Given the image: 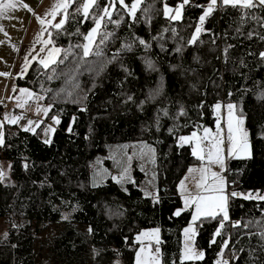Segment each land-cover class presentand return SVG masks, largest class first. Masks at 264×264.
Listing matches in <instances>:
<instances>
[{"label": "trees", "instance_id": "16d2710c", "mask_svg": "<svg viewBox=\"0 0 264 264\" xmlns=\"http://www.w3.org/2000/svg\"><path fill=\"white\" fill-rule=\"evenodd\" d=\"M83 1L68 9L67 22L51 36L60 59L48 68L33 64L18 80L48 112L38 131L8 125L4 132L0 153L11 171L0 183L7 230L0 264H134L135 237L152 228L161 232V264H215L221 252L229 264H264V200L243 198L264 190V8L215 7L200 26L210 0H189L179 20L164 10L174 12L181 0H143L135 20L116 4L110 11L119 26L105 21L100 31L113 35L102 44L97 36L84 57L76 47L86 43L80 34L95 26L90 17L109 0H97L89 18L76 11ZM198 26L203 30L190 43ZM217 104L234 105L243 119L250 156L226 161L229 220L220 235V216L195 221L205 258L186 262L183 234L193 213L183 211L178 186L203 161L193 155L194 143L178 139L195 133L202 142L204 130L219 128ZM20 112L25 125L28 115ZM55 120L53 140L45 143L44 124ZM136 142L155 149L156 190L140 188L145 174L136 166L124 187L114 179L94 187L97 158L109 167L113 145Z\"/></svg>", "mask_w": 264, "mask_h": 264}, {"label": "crops", "instance_id": "0c3cea01", "mask_svg": "<svg viewBox=\"0 0 264 264\" xmlns=\"http://www.w3.org/2000/svg\"><path fill=\"white\" fill-rule=\"evenodd\" d=\"M77 1L75 0L71 6H75ZM12 2L16 7L9 9L4 15L0 16V73H7V75H0V136H2L3 141L5 140L4 132H6L8 125H23L21 122H18L19 119L15 123L9 122L14 117L13 112L15 110H20L28 115L25 120L27 123L24 126L28 127L27 129L30 132L38 131L41 127V123L47 115L48 108L41 106V103L39 104L35 99V94L32 90L21 87L18 80L27 76L33 64L44 67L39 61L41 59H48V52L53 48L60 49L59 53H55L56 62L62 54V49L52 40L51 36L56 28L51 25L60 22L63 18V11L61 10L55 18L48 15L54 5L61 3L62 0H12ZM0 3H8V0H0ZM68 9L67 13H69ZM40 19H44L45 24L42 25ZM49 39L52 43L45 45L43 41ZM52 64L54 63H50L49 67ZM29 93L32 95H29ZM221 107L222 125L220 127L224 143L218 154L223 159L225 165L226 161L230 159V152L235 154V156L239 153L247 156L249 150L247 147H242L238 140V133L236 131L240 129V126L238 125V118L233 112L234 108L231 110L232 139H229V109L227 106ZM50 124H54V128H56L58 123L55 120ZM2 146H4V143L0 145V149ZM203 152L204 148L202 150ZM204 153L208 154V157L202 160L203 164L207 163L205 169H196L189 179L184 177L185 179L183 178L178 186V195L181 196L183 201V211L195 205L193 199L198 197V195H195L196 193L199 192L204 197L206 194L213 195L211 188L219 187L221 180H223L224 193L227 191L224 165L221 167L220 164L210 162L209 151L206 150ZM216 154L213 153L212 160H215ZM3 159L5 157L3 152H1L0 172L4 174L3 178H5V175L11 171V164ZM203 164L195 166L199 167ZM213 173H216V176H213ZM197 176L198 179L196 181ZM3 178L0 179V183ZM182 184L183 187H181ZM155 190L156 187L154 186L151 192ZM185 200L188 201L187 206L185 205Z\"/></svg>", "mask_w": 264, "mask_h": 264}, {"label": "snow or ice", "instance_id": "6c2138e0", "mask_svg": "<svg viewBox=\"0 0 264 264\" xmlns=\"http://www.w3.org/2000/svg\"><path fill=\"white\" fill-rule=\"evenodd\" d=\"M75 0H62L61 3H57L54 5L53 9L48 13V15L52 16L55 18L57 14L62 10L63 11V18L60 20L59 23L52 24L51 26L56 28V29H61L64 25V23L67 20L68 13L67 9L71 6L72 3H74ZM142 3V0H133V2L129 5L125 3V0H109L108 6L100 8L99 13L96 15H92L90 18L94 21L95 26L87 33V34H80L83 36L84 41L86 43L83 44H77L76 47H79L82 49V55L84 57H87L91 54L93 45L96 42L97 36H100V43H104L108 38H110L113 33L111 32H101L102 26L105 25V21L108 23H115L117 26L120 24V20L113 21L112 20V11L110 9H115V5L119 4L123 9L127 10V13L129 16L132 17L133 20L136 18V12L137 9L139 8L140 4ZM189 3V0H181V3L179 6L175 9V13H173V9L165 6V15L169 16L170 19L172 20H179L181 18V10L183 7ZM97 5V0H85L77 9V12H81L82 15L85 18H89V13L90 9H92L94 6ZM217 5V0H210L209 4L207 5L205 11L203 14L199 17V24L202 26L205 22L206 17L210 16L212 12L215 10V7ZM220 5L221 7H227L231 6L233 8H240V9H252L257 6L264 7V0H220ZM16 5L12 2V0H8V3H0V16L4 15L5 12H7L9 9L15 8ZM40 23L43 25L45 24L44 19H40ZM51 23V22H49ZM202 27L198 26L195 28V32L193 36L190 39V43H195L197 38L199 37L200 33L202 32ZM261 39H264V37H261ZM45 45L51 44L52 41L45 40L43 41ZM140 44H145L144 40L139 41ZM145 46H147L145 44ZM126 48L129 50L131 49V45H126ZM231 47V46H229ZM179 51V49H177ZM225 53H227V48L224 50ZM60 49L58 48H53L48 52V59H41L39 62L45 67L48 68L50 63H55V53H59ZM100 53L97 52V55ZM261 57H264V52L260 53ZM151 66V65H150ZM27 67V65H26ZM0 75H7V73H0ZM22 91H27V90H22ZM29 95H32L29 93ZM221 107L220 104L216 105L217 110ZM229 109V139H232V114L231 110L234 108V105L229 104L228 106ZM19 117H13L9 120L11 123L17 122ZM59 123V121H57ZM238 124L242 125L243 124V119L238 118ZM28 130V129H25ZM239 130V129H237ZM54 131V129H53ZM208 130H205V136H207ZM195 133L192 134V137H195ZM245 136V142H246V136L247 134L244 133ZM191 139V137H180V140L183 142H188ZM50 141H45V143H49ZM4 141L2 136H0V145H3ZM216 148V157L215 160H212V149H209V160L210 162H214L217 164H220L221 167L224 165L223 159L220 158L219 156V147L218 145H214ZM202 150H199V141L197 142V148L193 149V155L197 156L198 159H204L202 155L199 154V152ZM27 167V165H25ZM3 173L0 172V179L3 178ZM213 176H216V173L212 174ZM183 187V184L181 185ZM213 192V195L207 196V197H197L193 199V202L196 204V214L192 217L193 223L200 218L201 216L204 217H212L215 218L217 215H221V223L219 225V228L217 229V232L215 235H220V229L223 228V221L229 220V214H228V195L224 193V185H223V180L220 181V186L214 189H211ZM231 196L235 197L238 195H241L236 192L230 193ZM250 198L249 196H245V199ZM185 205H188V201L185 200ZM175 215H180V211L178 210ZM194 229L189 227L184 230L185 236H188L189 232L194 233ZM143 235H149L148 233H144ZM151 235L156 237V243L160 244L161 241L159 240V229H156ZM139 240V237H137ZM212 243H215V240L211 241ZM226 246V245H225ZM143 251V249H141ZM157 256L154 258L155 264H160L159 261V254L160 250L159 248L156 249ZM183 258L185 260L189 259H202L203 258V253H196L192 249H190L187 245H185V250H184V256ZM137 264H142L141 259H140V254H137Z\"/></svg>", "mask_w": 264, "mask_h": 264}, {"label": "rangeland", "instance_id": "374dc122", "mask_svg": "<svg viewBox=\"0 0 264 264\" xmlns=\"http://www.w3.org/2000/svg\"><path fill=\"white\" fill-rule=\"evenodd\" d=\"M201 8H204V7H201ZM220 9H223V7ZM174 13H175V11L172 14H174ZM182 16H183V9L181 10V18L180 19H182ZM216 124H215V127H216ZM238 125L240 126V129L236 131L238 133V140L240 141L242 147H247L248 150L250 151V144H249V141L247 139L248 135L246 136V142H245V136H244V133L247 134V132L245 131L244 126H242L240 124H238ZM22 128L27 129L28 127L24 126V124H23ZM53 129L54 130L56 129V128H54V124H50L49 122L44 124V128L42 131V134L44 135V141L47 140V141L52 142L53 137H54ZM207 130H208L207 136H205V130L203 131L202 135L200 136L202 142H200L199 140L196 139L197 135H195V137H192V135L189 136V137H191V139L188 142H183L180 139H178V142L182 145H188L189 143H194V147H193V149H194V148H197V142L199 141V150H203V148H204V152H205L206 150L208 151L209 149H212V152L216 153V148L214 147V145H218L219 150H220L222 147V144L224 143V140H222L223 137H222V133H221V127H219V128L216 127L215 131H212V129H209V128ZM183 137H185V136H183ZM249 151H248L247 156H244L243 154H240V153L235 156V154H232L230 152L229 158L231 156L236 157V158H240V159L247 158L250 156ZM204 152L202 153V151H200L199 154L202 155L204 158L208 157V154H205ZM155 154H156V152H155L154 147L150 144L149 145L146 144L145 142H141V143L136 142L135 144L129 143V144H124V145H117V144L113 145L110 148L109 156H107L108 161H110L109 167L105 165V163H104L105 159L104 158L99 157L95 161V163L92 167V170H91L92 185L94 187H97V185H100V184L104 183L105 181L107 182V180L114 179L115 181H117V183H119L121 186L124 187L125 184H127L133 180L132 169L136 166L139 171H141L145 174V180L141 182L140 188L146 194H149L151 192V190L154 188V186L156 187V183H155V179H156V170H155L156 157H155ZM112 159H113V161H112ZM206 164L207 163H204L202 166H199V167H197V166L190 167V170H189L188 174L185 175V178L189 179L191 174H193V172L198 168H201L202 170H204ZM197 179H198V176L196 178V181H197ZM226 192H225V194H226ZM198 193H196L195 195H198V197L203 196L201 193H199V194ZM207 196H211V195L206 194L205 197H207ZM245 196H249L250 198H252L256 201L264 200V190L259 192V193H254V192L253 193H245V195H243L244 199H245ZM250 198H248V199H250ZM186 210L192 211L193 216H194L196 214V204L194 206L193 205L190 206ZM179 211L181 214L182 209H180ZM217 216L221 217V215H217ZM201 217L204 218V216H201ZM197 220H199V218ZM5 226H6V224L4 225V222L0 219V240H3V238H5L6 231H7V230H5V228H6ZM189 227L193 228L195 231H194V233L189 232L187 237L185 236V232L183 234L184 245L182 247V259H183V261H186V262L190 261V262L194 263L195 261H199L202 259L204 260L205 254H204V251L202 249H199L197 246V243H196L197 230H196L195 222L193 223V220H192V224L190 226H188L187 228H189ZM156 229H158V228H152L151 230H149V229L143 230L142 232L139 233V235H137L135 237V244H136V246H138V248L136 249L137 253H136V259H135L134 264H137V254L138 253L140 254V259H141L142 264H155L154 258L157 256L156 249L159 248V250H160V244H161V243L157 244L156 243V237L151 235ZM144 233H148L149 235H143ZM160 235H161V232L159 229V240L161 241ZM137 237H139V240L137 239ZM185 245H187L190 249H192L196 253H203V258L202 259L185 260L183 258ZM141 249H143V251H141ZM159 261L161 264V262H162L161 251L159 254ZM214 262H215V264H229L228 258L225 257L224 255H222V252L217 256V259Z\"/></svg>", "mask_w": 264, "mask_h": 264}, {"label": "built area", "instance_id": "2783aa9c", "mask_svg": "<svg viewBox=\"0 0 264 264\" xmlns=\"http://www.w3.org/2000/svg\"><path fill=\"white\" fill-rule=\"evenodd\" d=\"M201 7H205L204 5H201ZM222 8L221 5H220V0H217V5H216V9H220ZM19 114H21L20 110H16L14 111L13 115L15 117L19 116ZM23 121L25 120V117H22L21 118ZM156 193L152 194V196H155Z\"/></svg>", "mask_w": 264, "mask_h": 264}]
</instances>
